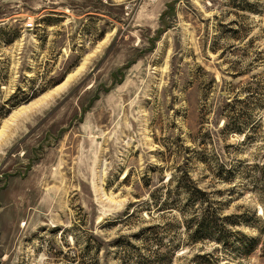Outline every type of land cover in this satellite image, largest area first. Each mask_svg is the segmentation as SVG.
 Listing matches in <instances>:
<instances>
[{
    "label": "rangeland",
    "instance_id": "rangeland-1",
    "mask_svg": "<svg viewBox=\"0 0 264 264\" xmlns=\"http://www.w3.org/2000/svg\"><path fill=\"white\" fill-rule=\"evenodd\" d=\"M185 172L231 242L128 219ZM155 254L264 264V0H0V264Z\"/></svg>",
    "mask_w": 264,
    "mask_h": 264
},
{
    "label": "trees",
    "instance_id": "trees-1",
    "mask_svg": "<svg viewBox=\"0 0 264 264\" xmlns=\"http://www.w3.org/2000/svg\"><path fill=\"white\" fill-rule=\"evenodd\" d=\"M234 130L240 132V129ZM148 188L150 190L153 188L152 191L149 192V199L139 204L141 207L140 211L137 210L133 212L128 219L133 218L138 213L142 214L143 212H147L148 214H152L155 210L156 213L163 214L177 211L182 216V221L171 222L164 227H160L159 225L147 227L141 234L144 241L148 240L150 235L161 245L162 239L158 238L160 235L159 230L177 232L181 227L187 234L188 243L192 246L203 244L207 241L215 243L231 242V232L228 230L230 223L226 222L229 219L222 217V209L219 205H215L214 202L211 201L207 193L199 189L189 175V172H185L181 177H178V180L176 176H173L167 184H163L161 187H147V189ZM239 235L244 237L242 234ZM117 243L120 244L121 241ZM256 243L257 241L254 239L250 241L251 246L256 245ZM128 247L136 249V247L129 244ZM175 247H177V245ZM139 256L142 258V255ZM155 258L159 264H170L172 256L155 254ZM194 264L220 263L218 258H214V256L198 255L195 258Z\"/></svg>",
    "mask_w": 264,
    "mask_h": 264
},
{
    "label": "bare ground",
    "instance_id": "bare-ground-1",
    "mask_svg": "<svg viewBox=\"0 0 264 264\" xmlns=\"http://www.w3.org/2000/svg\"><path fill=\"white\" fill-rule=\"evenodd\" d=\"M69 83V82H68ZM68 85H66V87H67ZM65 87V88H66ZM53 93H55L56 94V96L57 95H59L60 94V89L58 90H55V91H53ZM52 93H50V94H48V95H46L45 96V99H49V98H51L52 97ZM54 97V96H53ZM44 103H40V104H37V105H33L32 107H29V108H27L25 111H20V112H18V113H16L14 116H13V119H17V118H19V116H23V115H26V114H28L30 111H34V110H36V109H38V108H41V107H43V106H41V105H43ZM13 121H15V120H13Z\"/></svg>",
    "mask_w": 264,
    "mask_h": 264
},
{
    "label": "built area",
    "instance_id": "built-area-1",
    "mask_svg": "<svg viewBox=\"0 0 264 264\" xmlns=\"http://www.w3.org/2000/svg\"><path fill=\"white\" fill-rule=\"evenodd\" d=\"M26 27L32 30L34 28V23H28Z\"/></svg>",
    "mask_w": 264,
    "mask_h": 264
}]
</instances>
